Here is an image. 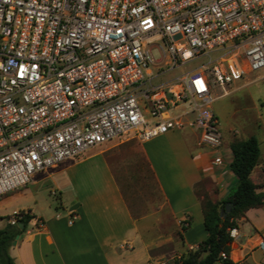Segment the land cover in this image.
<instances>
[{"label":"built area","instance_id":"2783aa9c","mask_svg":"<svg viewBox=\"0 0 264 264\" xmlns=\"http://www.w3.org/2000/svg\"><path fill=\"white\" fill-rule=\"evenodd\" d=\"M262 68L264 0H0V195L91 147L186 125L221 164L210 104Z\"/></svg>","mask_w":264,"mask_h":264},{"label":"crops","instance_id":"0c3cea01","mask_svg":"<svg viewBox=\"0 0 264 264\" xmlns=\"http://www.w3.org/2000/svg\"><path fill=\"white\" fill-rule=\"evenodd\" d=\"M242 78L234 88L236 80L233 82L230 92L245 90L264 78V68L244 81ZM186 127L193 126L142 141L126 135L91 147L69 158L71 162L63 168L5 196V201L33 197L38 182L46 179L72 193L71 199L60 200L54 212L41 208L33 197L31 204L7 215L19 210L33 214L9 247L16 264H173L197 248L206 236L201 195L206 193L211 201L220 202L236 185L229 168L233 138L221 141L225 155H221V164H213L208 159L211 150L200 141L170 140ZM258 144L259 156L250 178L257 191H264V152L261 142ZM85 159H91L92 165L80 177L66 173ZM203 181L205 190L199 192ZM5 221L4 225L9 220ZM232 228L236 233L229 242L231 263L264 264L259 246L264 241V200L248 207Z\"/></svg>","mask_w":264,"mask_h":264},{"label":"rangeland","instance_id":"374dc122","mask_svg":"<svg viewBox=\"0 0 264 264\" xmlns=\"http://www.w3.org/2000/svg\"><path fill=\"white\" fill-rule=\"evenodd\" d=\"M216 55L217 52L209 53L210 58H214ZM207 61L208 58L206 56H201L199 58L189 60L182 65L168 70L167 72L165 71L159 77L153 79V83H157L161 80L182 74ZM165 68L166 66H164L163 69ZM256 72L257 71L244 76L242 78V81L251 76H254ZM239 81L240 80L235 81L232 87L234 88L235 85H238ZM218 93V89H215L213 91V95ZM210 108L219 118L218 125L219 131L222 135V141H229L231 137L233 138V141L244 139L250 135H254L257 138L258 142H261V149L262 152H264V78L256 80L253 85H250L245 90H239L237 92L231 91L226 96L214 99L210 104ZM170 112L172 114H175L178 112V110L172 109ZM198 135L199 132L194 127H186L183 131L179 132V134H176L174 138H170V140L200 141ZM200 145L205 146L208 150H210V148L201 143V141ZM220 152L221 154H223V156L225 155L223 150H220ZM209 153L210 154L208 155V159L212 163L211 152L209 151ZM90 160L91 159L81 160L71 165L66 169V173H73L75 174L76 178L80 177L85 171H87L86 169H88L92 165L91 163H89ZM70 162L71 159H65L61 161L55 169L47 168L43 171L36 172L32 176V180L30 181L31 183L29 182L27 184H29L30 186L31 184H33V180H37V178L51 173L52 171L59 170ZM38 184H40L38 192L33 197L37 200L38 205L43 209H50L54 212L56 209H59L60 200L63 201V199H65L66 201L71 199L72 197L71 191H69L66 187L65 189H58V184L53 183V179H46L40 183L38 182ZM22 187L23 186L19 188ZM59 190L62 193L61 197L59 196ZM204 190L205 182L203 181L200 183L198 191L204 192ZM13 191L14 190L0 195V228L4 226V223L6 222L5 220H8L11 216H13V214L7 216L11 213L12 209L26 206L27 204L32 203L33 197H30L28 195L25 198H20V200L10 199L9 201H5V196L9 195ZM203 194L207 195L206 193Z\"/></svg>","mask_w":264,"mask_h":264},{"label":"trees","instance_id":"16d2710c","mask_svg":"<svg viewBox=\"0 0 264 264\" xmlns=\"http://www.w3.org/2000/svg\"><path fill=\"white\" fill-rule=\"evenodd\" d=\"M230 149L232 155L229 168L236 177V185L220 202H213L207 195H201L206 236L199 242L197 248L190 249L176 258L173 264H212L215 261L232 264L229 257L222 258L220 255L221 252L229 255L228 228L235 225V219L248 207L258 205L264 200V191H257L256 184L250 178V172L259 156L257 138L250 135L244 139L233 140ZM226 202L230 203V210L222 217L220 212H224ZM20 212L22 215L16 223L7 222L0 228V264H16L9 253V247L15 236L26 229L27 221L33 217L29 210H20ZM18 223H23L24 226L20 228Z\"/></svg>","mask_w":264,"mask_h":264},{"label":"water","instance_id":"95a60500","mask_svg":"<svg viewBox=\"0 0 264 264\" xmlns=\"http://www.w3.org/2000/svg\"><path fill=\"white\" fill-rule=\"evenodd\" d=\"M230 210V203L229 202H226L225 203V210H224V212H220V215L222 216V217H224L225 215H226V213L228 212ZM18 226L20 227V228H22L24 225H23V223H18ZM18 237V234L15 236V239ZM15 239H14V241H15ZM13 241V242H14Z\"/></svg>","mask_w":264,"mask_h":264}]
</instances>
